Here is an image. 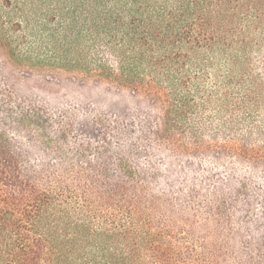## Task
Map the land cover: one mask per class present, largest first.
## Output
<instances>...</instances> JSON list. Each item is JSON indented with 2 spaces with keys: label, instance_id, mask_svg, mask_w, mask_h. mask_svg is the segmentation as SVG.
<instances>
[{
  "label": "trees",
  "instance_id": "16d2710c",
  "mask_svg": "<svg viewBox=\"0 0 264 264\" xmlns=\"http://www.w3.org/2000/svg\"><path fill=\"white\" fill-rule=\"evenodd\" d=\"M44 1L0 0V264H264V0Z\"/></svg>",
  "mask_w": 264,
  "mask_h": 264
},
{
  "label": "rangeland",
  "instance_id": "374dc122",
  "mask_svg": "<svg viewBox=\"0 0 264 264\" xmlns=\"http://www.w3.org/2000/svg\"><path fill=\"white\" fill-rule=\"evenodd\" d=\"M76 4L75 0H46L43 4H40V8L42 12L49 13L47 16L48 20L51 21L54 28H57L61 32V29L68 25L69 30L73 29L76 18L70 14L71 9L68 11L67 8H73ZM79 16H83L82 10Z\"/></svg>",
  "mask_w": 264,
  "mask_h": 264
}]
</instances>
